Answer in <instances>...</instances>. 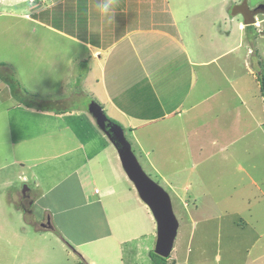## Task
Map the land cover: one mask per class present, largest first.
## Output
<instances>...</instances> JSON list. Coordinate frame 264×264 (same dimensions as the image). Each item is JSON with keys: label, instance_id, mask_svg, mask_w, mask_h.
<instances>
[{"label": "crops", "instance_id": "0c3cea01", "mask_svg": "<svg viewBox=\"0 0 264 264\" xmlns=\"http://www.w3.org/2000/svg\"><path fill=\"white\" fill-rule=\"evenodd\" d=\"M16 1L0 3L12 6ZM55 1L52 4L60 1L75 6L78 12L82 8L79 30L95 41L59 30L75 46L68 51L70 57L62 56L63 63L43 67L49 70L45 79L58 69L62 86L57 92L32 91L41 98L27 105L12 96L7 78L0 74V264H60L61 257L85 264H123V247L131 242L141 245L144 235H154L155 220L88 105L72 104L75 93H68L78 58L86 49L100 71L99 78L92 81L87 73L92 71L91 63L76 81L79 93L83 96L84 86L90 84V92L98 96L96 101L106 115L122 126L130 141V137L134 139L140 152L153 153L155 162L153 157L145 158L147 164L156 172L163 171V165L173 167L174 175L176 164L179 173L181 167H194L210 155L218 100L211 92L215 84L222 83L216 73L223 69L218 61L244 46L246 22L239 11H230L232 4L238 8L237 0H195L193 4L187 0H118L114 12L110 9L104 17L98 5L108 0ZM213 6L217 15L205 18L203 14ZM218 19L223 22L221 27L216 26ZM117 22L122 24L118 35ZM261 36L264 39V33ZM256 47V55L264 59V47L259 42ZM60 52L67 55V48ZM250 52L247 49L246 57ZM245 67L254 77L251 68ZM232 68L236 69V63ZM237 88L234 93L241 108L253 111ZM216 90L218 95L219 87ZM260 119L261 126L264 115ZM259 130L264 133V126ZM160 178L168 180L164 173ZM27 179L33 186L18 188L19 181ZM251 180L255 184V177ZM76 197L82 203L70 202ZM35 204L40 214L31 209ZM77 207L95 217L82 228L93 230L101 225L108 232L87 240L75 237L77 228L74 234L67 232L64 216ZM21 224L32 228L31 233L26 229L20 232ZM106 243H117V247L103 257L97 246Z\"/></svg>", "mask_w": 264, "mask_h": 264}, {"label": "rangeland", "instance_id": "374dc122", "mask_svg": "<svg viewBox=\"0 0 264 264\" xmlns=\"http://www.w3.org/2000/svg\"><path fill=\"white\" fill-rule=\"evenodd\" d=\"M200 1L202 0H197L198 3ZM237 1L240 6L235 9L230 7V11L237 10L242 14L246 7L254 10L250 17V23L253 26L248 28L244 23V46L239 48L236 54L228 55L218 61L223 69L216 73L218 80L222 83L215 84L211 92L218 98L213 114L217 117L218 123L215 122L210 131L212 139L215 140L209 147V157L200 159L194 167H181L179 173V164H176L173 170L176 172L174 175L171 172L173 167L167 165L160 167L163 171L156 172L145 161V158L153 157V153L151 151L146 153L145 149L140 152L134 139L130 137V141L125 135L142 169L169 194L174 214L179 222L174 247L166 258L167 264H264V133L259 130L264 126V122L261 126L258 124V119L261 121L260 116L264 115L260 113L262 108L264 110V101L260 93L259 81L255 79L258 77V70L264 71V59L256 55L258 54L257 43L264 47V39L261 36L264 32V12H260L262 8H258L264 0ZM47 2L49 0H18L12 6L0 3V74L9 80H15L17 85L19 83L20 99L23 100L33 99L32 95H36L35 100L41 98L39 94L32 91L43 88L57 92L62 86L61 72L56 69L45 79L44 76L49 73V70L43 67L47 63L55 65L63 63L62 56L70 57L68 51L70 52L75 46L61 36L59 30L76 36L86 35L79 30L83 23L82 21L80 24L82 8L78 12L75 6L70 7L59 3L60 1L52 4L51 7H45ZM52 2L56 1L51 0ZM187 2L193 4L195 0H187ZM36 7L40 10L36 11ZM210 15H217L216 6L212 7V11H206L203 14L205 18ZM240 18L242 19L241 16ZM219 20L217 27H221L223 23L220 24ZM76 21L78 24H75ZM227 24L230 27L229 21ZM75 25L78 27L77 33L74 29ZM115 27L118 35L122 31V24L117 22ZM85 38L94 44L93 36L87 34ZM234 38L235 36L228 43L234 41ZM64 47L67 48V55L60 52V49L64 50ZM247 49L251 50L252 54L250 52V55L246 57ZM77 62L73 84L68 95L75 93L76 99L72 101V104L75 102L77 105H88L90 101H96L98 96L92 95L89 89L90 84L84 86L82 96L76 81L81 80L82 73H86L92 63V71L87 73L95 82L100 76L99 67L97 68L96 62L86 49H84L83 57H79ZM235 63L236 69H233ZM248 63L254 77L246 73L245 66L247 65L248 69ZM234 79L238 83L233 84ZM34 82H39L40 86H36ZM218 87L220 92L217 95ZM183 88L184 86L181 89L177 87L178 90L180 89L179 93L183 92ZM236 88L238 94L244 97L245 103H249L253 108V111L248 108L251 113L241 108L234 93ZM4 94L8 97L6 91ZM4 103H7L6 99ZM56 105L57 102L52 103V107ZM148 147L149 145L145 148ZM152 148L156 155V147ZM154 157L153 162H155ZM162 172L169 181L166 178H160L163 175ZM252 177H255V184L252 183ZM18 184L21 190L24 184L33 186L32 181L28 179L27 182L20 180ZM22 200L26 201V198ZM70 202L82 203L78 197ZM31 209L34 213L40 214L38 204ZM81 209V207L68 209L64 216L68 222L67 232L74 234L73 229L77 228L79 233H75V237L80 236L84 240L92 235L108 232L107 228L101 225L93 230L82 228L90 222V219L95 220V217L94 215L90 217L87 211ZM23 229L30 233L33 230L28 228V225L21 224L20 232ZM155 238L156 225L154 235L143 236V244L126 243L123 247V264H152L149 251H154ZM68 247L69 250H73V246ZM116 247L117 243L101 244L97 246V252L105 257ZM76 261L61 257L60 264L78 263Z\"/></svg>", "mask_w": 264, "mask_h": 264}, {"label": "water", "instance_id": "95a60500", "mask_svg": "<svg viewBox=\"0 0 264 264\" xmlns=\"http://www.w3.org/2000/svg\"><path fill=\"white\" fill-rule=\"evenodd\" d=\"M258 8H262L260 12H264L263 4ZM87 109L99 129L105 133L114 145L125 174L155 220L154 253L163 258L169 257L174 247V240L179 227L169 194L142 169L122 126L110 121L101 105L95 100L88 103Z\"/></svg>", "mask_w": 264, "mask_h": 264}, {"label": "trees", "instance_id": "16d2710c", "mask_svg": "<svg viewBox=\"0 0 264 264\" xmlns=\"http://www.w3.org/2000/svg\"><path fill=\"white\" fill-rule=\"evenodd\" d=\"M233 5L235 6V4H232L231 5V7L233 8ZM240 5H238V7H239ZM231 9V8H230ZM256 9V8H255ZM237 11V10H236ZM253 11L254 10H251V9H248L247 7H246V9H244V11H243V20H245V22H246V27H248V28H251L253 25L250 23L251 22V20H250V17H251V15L253 14ZM264 33V32H263ZM257 80L259 81V89H260V93H261V95H262V97H263V101H264V74H263V72H261V70H258V77H257ZM5 81L8 83V85H9V87H10V90H11V94H12V96L17 100V101H19V102H21V103H24V104H29V102L30 101H33L34 100V98H35V96L36 95H32V97H33V99H30V100H23V99H20V96H21V89H20V86H19V83H18V85H17V82H15V80H9V79H5ZM31 104V103H30ZM108 119L110 120V121H113V120H111L109 117H108ZM113 122H115V121H113ZM149 257H150V259H151V262H152V264H167V260H166V258H163V257H161V256H159V255H157V254H155L154 253V251L153 250H150L149 251ZM75 264H85V263H83L82 261H80V262H78V263H75Z\"/></svg>", "mask_w": 264, "mask_h": 264}, {"label": "clouds", "instance_id": "9594fccd", "mask_svg": "<svg viewBox=\"0 0 264 264\" xmlns=\"http://www.w3.org/2000/svg\"><path fill=\"white\" fill-rule=\"evenodd\" d=\"M118 4V0H108L107 3H104L102 5H98L101 15L104 17L106 14H110V9L112 10V12H114L115 6ZM45 7H51L52 3L51 0H49V2L45 3L44 5ZM109 18L110 15H109Z\"/></svg>", "mask_w": 264, "mask_h": 264}]
</instances>
